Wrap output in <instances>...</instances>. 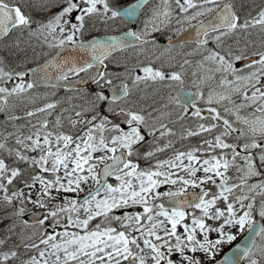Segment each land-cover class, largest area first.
Here are the masks:
<instances>
[{"label":"snow or ice","instance_id":"1","mask_svg":"<svg viewBox=\"0 0 264 264\" xmlns=\"http://www.w3.org/2000/svg\"><path fill=\"white\" fill-rule=\"evenodd\" d=\"M126 21L141 26L84 39L98 24ZM173 21L177 37L191 31L183 43L169 36L165 52L191 42L185 56H199L202 72L189 76L187 58L115 59L159 47L155 34ZM45 46L57 51L25 67L29 49L34 59ZM0 51L21 57L10 68L0 55V113L31 125L26 135L15 124L0 131V264H209L245 231L236 258L217 264H264V0H0ZM53 81L80 93L70 115L50 126L58 102L11 113L10 97ZM150 83L164 94L145 107L134 93ZM192 118L195 127L181 123ZM177 136L202 141L179 150Z\"/></svg>","mask_w":264,"mask_h":264},{"label":"rangeland","instance_id":"2","mask_svg":"<svg viewBox=\"0 0 264 264\" xmlns=\"http://www.w3.org/2000/svg\"><path fill=\"white\" fill-rule=\"evenodd\" d=\"M157 2H158V0L155 1L153 6ZM258 2H259V0H258ZM144 19H145V17H143L140 22L142 23ZM141 23H139L140 24L139 27L141 26ZM115 27H116V25L115 26L114 25L108 26L109 29L110 28H115ZM175 28H176V24L173 21V23L169 27L164 28L162 33H156L155 34L156 35V40H157V45H159V47H156V48H152L151 47V48H143V49L135 50V51L131 52V55H123V56L119 57L118 61H120V62H122L124 64H127L129 67H132L133 65H135L139 61H144V63H148L149 59L156 61L154 66H158L162 61H164V62L168 61L169 58H172L173 64H175V63H177L179 61H182L183 57H179L180 59H175V57L178 56V55H176V53L177 52H182L183 49H185V47H183V48L179 47V49H175V47H174L168 52H165V50H164L165 47L168 44V37L169 36L173 37L175 35ZM251 39H257V37L255 35H253V37H251ZM4 43L8 44L9 47L11 46V42L10 41H5ZM228 43L229 44H233L235 46V41L234 40H228ZM241 43H243L242 40H241ZM213 46L214 45H211V44L209 45V47H213ZM21 47H25V45L22 44ZM158 49H160V50H158ZM155 50H158V51L161 52V56H159L161 58L160 60H156V56L147 57V54L149 52H152V51H155ZM1 53H2V55L7 57V63L9 65V67L12 66L13 63L15 64V63L18 62L16 60V58L18 56L9 55L6 51H1ZM28 55H31V49H29ZM44 56L45 55H39V53H38L36 55V59H34V60L28 59L26 64H28V62H30V61H32V63L37 62V61H39V59H41ZM116 60H117V58H116ZM196 61H198V60H194L192 65L190 67H188L189 70L191 71V73L193 71L202 72L201 69H198L196 67ZM26 64H25V66H26ZM18 70H22V69H18ZM141 88L143 89V91L137 90L134 93V97L135 98H139L141 96L145 97V99L139 100V103L141 105L145 106V107H147L148 105L153 104L154 102H157V104H158L159 97L164 94V90H161L159 93H157L156 92V86L151 84V83L149 84V86L147 88H144L143 85H141ZM28 94L29 93L24 94L22 97H10L9 98V105H10V109L9 110L11 111L12 114L17 115V116H24V114H22V113H24V112L26 113L27 111H32V110H34V109H36L38 107H43L44 104L47 102V96L48 95L46 93H42V94H39V95H33L31 97H29ZM72 98H71V100H69V101H67V102H65V103H63L61 105V107L63 109V113H64L63 116L64 117H67L68 115L71 114V107H72L73 104H79L81 102L79 99L77 100L76 98H74V95L72 96ZM66 109L68 111H65ZM149 110H151V109H149ZM251 111H252V109H248L247 110V112H251ZM39 115H41V114H38V116L35 117V118L40 117ZM257 115H259V114L257 113ZM16 122L18 124H21V123L24 122V120L21 119V120L14 121V122H7L5 114L2 115L0 117V131H3L5 129H7V132H13V130H12L14 128L13 125L14 124L18 125ZM163 142L164 141H162V143ZM10 146H12V142L11 141H10ZM169 152H171V151H169ZM158 157H159V155H158ZM25 167H27V166H25ZM165 190H166L165 188H161L160 189V191H165ZM87 191H88V188L85 187V192L81 193V195L85 194ZM70 195H74V194H70ZM7 223H8V221H4L3 224H0V229H3ZM31 231L32 230L26 231L25 235L26 236L30 235ZM2 235H3V233L0 232V236H2ZM13 239L16 240L17 238L13 237ZM225 245H223L221 247L220 251L225 247ZM220 251H219V253L217 255L220 254ZM244 264H246V262Z\"/></svg>","mask_w":264,"mask_h":264},{"label":"flooded vegetation","instance_id":"3","mask_svg":"<svg viewBox=\"0 0 264 264\" xmlns=\"http://www.w3.org/2000/svg\"><path fill=\"white\" fill-rule=\"evenodd\" d=\"M134 0H119V3L122 7L126 6L127 4L133 2ZM55 11V10H54ZM143 17V15H142ZM39 18V17H38ZM111 25H117L118 27H128L129 24L127 22H118L116 24H111ZM99 24L97 25V28L94 29L91 33H87L86 36H89V35H98L100 33V30L98 28ZM187 27V26H185ZM176 37V35H175ZM37 43L38 41L33 38ZM188 44V43H187ZM190 52V51H188ZM185 53L187 52H184V53H176V55H185ZM189 57V56H187ZM191 76V75H189ZM62 90H57V92H61ZM55 99V97H54ZM184 124L185 127H195V124H196V121H195V118H192V119H189V120H186L184 122H181ZM174 130H176L177 132L180 131V124H176L175 127H174ZM204 136H208V134H203ZM208 138H211L210 136H208ZM173 141H174V144H175V147L179 150H187L189 149L190 147H194V146H197L201 141H202V137H191V138H188L186 140H180L179 139V136L177 137H174L173 138ZM31 208V206H30ZM33 211H35L34 209H32ZM97 223V221H93V224ZM58 231H63V229H58Z\"/></svg>","mask_w":264,"mask_h":264},{"label":"water","instance_id":"4","mask_svg":"<svg viewBox=\"0 0 264 264\" xmlns=\"http://www.w3.org/2000/svg\"><path fill=\"white\" fill-rule=\"evenodd\" d=\"M51 71L53 72V71H55V69H53V70H51ZM30 79H31V77H30ZM55 83H56V82L53 81V82H52V85L55 84ZM59 83H60V85H64V84H66V83H68V82H64V81H62V82H59ZM40 84H45V83L41 82ZM78 87H85V86H78ZM165 203H166V205L168 206L169 202L166 201ZM247 236H248V234H247ZM247 236H246V238H247ZM246 238H244L243 243H245ZM235 250H236V247L233 248L230 252H228V254H226V256H224V257H223L221 260H219L218 262H223L224 259H225V257H231V258L235 259ZM215 264H217V262H216Z\"/></svg>","mask_w":264,"mask_h":264}]
</instances>
